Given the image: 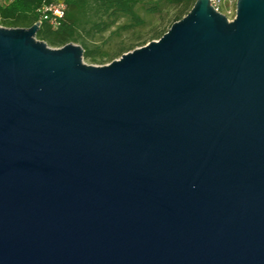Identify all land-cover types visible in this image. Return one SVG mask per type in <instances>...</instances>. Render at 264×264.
Returning <instances> with one entry per match:
<instances>
[{"label": "water", "instance_id": "water-1", "mask_svg": "<svg viewBox=\"0 0 264 264\" xmlns=\"http://www.w3.org/2000/svg\"><path fill=\"white\" fill-rule=\"evenodd\" d=\"M0 26V264H264V0H195L104 65Z\"/></svg>", "mask_w": 264, "mask_h": 264}, {"label": "trees", "instance_id": "trees-1", "mask_svg": "<svg viewBox=\"0 0 264 264\" xmlns=\"http://www.w3.org/2000/svg\"><path fill=\"white\" fill-rule=\"evenodd\" d=\"M43 0H10L0 4V26L5 28H29L38 19L37 8ZM145 0H65V15L57 28L42 23L35 34L51 48H59L68 43L78 44L83 49V58L92 64L104 65L119 58L123 53L160 38L170 25L181 19L195 0H165L174 6L168 27L151 29L149 36L136 42L142 36L137 35L128 42L117 46L103 47L94 44L92 39L103 32L110 31L116 38L122 32L138 33L146 24L138 13L137 6L143 5L148 13L161 11V4H144ZM223 12V10H222ZM121 19L123 21L117 24ZM115 27L114 30H111ZM110 40V39H109Z\"/></svg>", "mask_w": 264, "mask_h": 264}, {"label": "rangeland", "instance_id": "rangeland-1", "mask_svg": "<svg viewBox=\"0 0 264 264\" xmlns=\"http://www.w3.org/2000/svg\"><path fill=\"white\" fill-rule=\"evenodd\" d=\"M4 3L3 0H0V4ZM144 5L147 6L146 4H151L154 3H159L161 4V11L156 12V13H148L143 5H138L137 6V11L138 13L145 19L146 24L144 27L140 28L138 30V33H133V32H122L119 37H115L114 35L112 36L110 34V31L103 32L101 35L96 36L95 38L92 39L94 44H101L104 45V42L108 40V43L105 44L103 47H108V46H117L120 44V42H128L130 39L133 37L140 35L142 36L141 39H138L136 42L143 41L146 39L152 28L157 27L158 28H166L169 25L170 18L174 12V6L167 3L165 0H145ZM228 19H232L235 14V10L233 8H227L224 9L222 12ZM123 21L121 19L117 24H120ZM115 27H113L111 30H114ZM110 39V40H109ZM82 61L86 64H91V65H99V64H92L89 63L87 60L83 58L82 55Z\"/></svg>", "mask_w": 264, "mask_h": 264}, {"label": "built area", "instance_id": "built-area-1", "mask_svg": "<svg viewBox=\"0 0 264 264\" xmlns=\"http://www.w3.org/2000/svg\"><path fill=\"white\" fill-rule=\"evenodd\" d=\"M6 1L10 0H3V2ZM209 2L211 6L220 13L228 7L235 10L236 0H209ZM65 10V0H43L37 8L38 19L35 22H39L40 25L42 23H47L49 26L57 28L65 15Z\"/></svg>", "mask_w": 264, "mask_h": 264}]
</instances>
